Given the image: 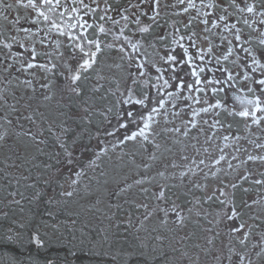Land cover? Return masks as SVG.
<instances>
[{"label":"snow or ice","instance_id":"1","mask_svg":"<svg viewBox=\"0 0 264 264\" xmlns=\"http://www.w3.org/2000/svg\"><path fill=\"white\" fill-rule=\"evenodd\" d=\"M92 3L96 5L93 8L90 4L84 2V0H71V4L67 3V0H14V3H9L8 0H0V8L5 11L12 10L13 8H24L31 9L36 13V18L31 22L34 25H39L44 23L47 26V31L49 33L55 31L60 36H67L72 42L71 46L74 49H78L80 55L74 57L76 60L77 67L70 68V80L72 85H76L81 79L83 72H87L92 69L97 62V56L102 52L101 41L97 38H89L87 33L88 29H95L100 33L107 35L110 30H106L103 24L96 25L95 20L93 23H89L87 20L83 19L80 12L83 11L84 15L92 13L93 16L96 13V9L99 8L98 0H92ZM141 5H147L151 16L149 19L156 23L161 15L162 10L169 8H176L177 5H184L182 8L183 13H189L191 9H195L196 16H190L187 24L183 27L185 30L189 29L192 25V21L197 19V17H202L201 23L205 26L203 29L204 35L203 40L207 41V47H200L197 45L198 37L196 32H191L187 36V40L190 42L189 46L186 47L183 41L185 40L184 35H180L179 39L173 36L172 43L178 44L181 49H183L184 59L177 60V57L172 54L169 50L166 56H160V60L163 61L165 65L168 66L167 69H162L154 61H150L147 58L143 59L141 62L136 63L133 57L129 59L136 63L137 72L136 74L129 73V79L131 80V85H137L140 77H146L144 80L145 86L150 84L149 67L154 68L158 75L155 77L156 83H152L151 87L147 90H141L137 93L136 89L129 86L125 89L123 93L120 94L121 98H118L116 105H129V108H118L116 112L117 125L116 127L109 131L105 130L106 136H116L117 132H120V137L117 138L119 145H126L129 142L139 143L141 147L145 145H150L153 149L150 151L149 158L153 161L157 160V151H160L162 144L157 141V138L168 137L171 138L177 134L185 138L190 136L193 130L197 134L203 133L205 135L204 144L208 147L203 148V154L197 144H199L198 135L191 137L195 140L197 144H193L192 147L196 151L198 162L196 158H191L188 155H181V160L185 161L184 165H178L175 162L171 163L172 168H182L179 172V179L181 182L185 178H188L192 183V186L206 190L207 184H201L198 181H193L191 178L197 176L198 172L203 173L204 179L207 180L209 177L218 181V184L212 189L211 193H207L204 197L205 202H215L223 206L222 209V219L226 222H236L229 225V234L238 241L239 245L246 247L251 235L253 225H247L246 222L241 219L242 212L238 211V206L234 202L235 190L242 187V183L250 181L255 185H264V172L260 173L262 178L251 179L253 172L248 167L249 163L255 164L259 162L264 164V155L252 154L249 152L242 144L240 140L242 137L237 135L232 131L233 122L229 121L228 118L231 117L233 120L239 118L244 122V127L250 129L252 125L262 128L264 130V0H227V3H220L217 0H208L207 3L204 0H200V6L196 4V0H176V3L169 4L167 0H138L137 3H129L126 7L122 9H112V6L108 3V0H104V15H100L99 19L101 21H111L112 24L119 25L120 21L114 19L112 16H108L107 13L110 10L116 11L120 15L121 20L125 23L119 28V34H113V39L116 41L123 39V41L132 48L134 52H138L140 45L139 42L133 43L131 38L126 36L125 29L128 27L129 23H135L136 25L141 24L140 16L146 13L141 9ZM63 8L64 11L57 12V9ZM229 8L234 9L233 12L229 11ZM132 9H136L140 15L132 13L135 15V20H131L129 15L125 13H130ZM203 9H211L212 11H204ZM219 11H216V10ZM180 14V13H176ZM67 15L70 20L75 22L68 23L63 22L64 17ZM5 21L9 24L15 26L19 23V16H16L13 20H9L7 15L0 13ZM235 22H231V21ZM210 25V27H209ZM242 25V26H241ZM174 33H180V27L173 24ZM245 28L249 30L248 34H245ZM70 29H80L78 33L70 31ZM140 33L149 32L148 26H143L138 28ZM25 33L26 39H33L37 32H32L31 29H22ZM252 33H256L255 36ZM213 37L218 38V43L213 40ZM13 42H18L16 37L11 38ZM161 41L167 39L166 36L162 35L159 37ZM255 41V43H253ZM41 44L44 43L43 39L39 41ZM3 47L11 50V43H4ZM19 47L25 49L24 53L15 52L10 53L14 60V63H19L21 69L24 71L30 69H39L45 72L51 71L55 68V65L49 67L46 63H39L37 57L40 53L35 47V42L29 47H25V44L18 42ZM60 46V42L57 41V47ZM107 47L112 48L114 45L109 44ZM153 47H155L153 45ZM189 47L194 48L195 52L190 53ZM121 53L125 52V47L121 45L118 48ZM29 57L25 59V55ZM45 55H47L45 53ZM62 55V54H61ZM7 59L8 56L6 55ZM199 61V63H197ZM231 65L229 67L228 65ZM181 65H188L191 69L190 73H186L193 77V80L189 83H185L183 77H178L176 73L180 70ZM13 65H7L2 70L8 72ZM119 67V65H117ZM212 73L210 77L205 76L202 80L201 74L205 73V70ZM170 70L173 75L171 80L175 82V88L169 91L173 87L170 84L169 79L164 78V72ZM219 73V76L216 73ZM10 74V73H9ZM26 83L31 86V81H26ZM240 85L248 93H251L253 98H248L247 96L236 95L240 88ZM47 87V85H45ZM155 89V94L151 93V89ZM71 91L80 94L78 87L71 88ZM189 93L184 95V93ZM193 93H202L203 98L199 95H194ZM209 93L211 97H214V102H210ZM115 95V93H113ZM239 101L242 106L237 109L235 106H229V98ZM45 99H50V97L45 96ZM0 101L5 104L7 101L4 99L3 95H0ZM189 101L191 103H189ZM114 105V107L116 106ZM194 105H199V107H194ZM12 111H16L14 106H9ZM109 112L112 108L108 109ZM221 113H224V119H220ZM187 116L189 118L183 119L182 117ZM213 117L211 123L208 119L204 117ZM181 119V126L177 127L173 125L172 127H167L166 124L171 123L170 119ZM161 118L165 121V124L160 123ZM4 125H11L12 121L8 119L5 115L3 118ZM31 123L35 124L36 121L31 115L24 117ZM4 125H0L3 127ZM123 130V131H121ZM224 130L227 134L218 136V132ZM48 131H52V126L49 125ZM19 136L20 133H17ZM23 135L30 136L34 143H43V141L38 140L36 134L30 131L24 132ZM43 135V132H40ZM7 133H0V141H5ZM59 139V137H57ZM216 139H222L223 146L220 144H213ZM175 142L179 143V140ZM248 143L254 145L256 149H264V143H258L255 140L248 141ZM60 147L64 149L67 159V164L72 165L73 160L71 158L72 154L68 151L67 147L61 143ZM116 147V145H113ZM165 151L171 152V148L166 145L163 146ZM215 148L217 154H213L209 149ZM231 148V152H226L225 149ZM147 150V149H146ZM108 154V147L105 146L103 140H99L97 143V150L94 152L95 159L89 160V167L95 165L96 160L101 159V157ZM241 157H246L242 159ZM206 160L208 163H206ZM232 161H238L237 164H233ZM231 170V172L227 171ZM194 166V167H193ZM203 166V167H201ZM144 169L147 170L151 167L150 164H144ZM168 165H165L167 168ZM207 168L208 171L205 172L204 169ZM240 168L244 169V173L239 174L238 170ZM232 172L237 173V179L229 180L225 183V180L221 177L223 173L224 177H228ZM83 172H77L76 176L80 177ZM157 175L163 177L165 173L163 171H158ZM149 178L147 176H141L139 179L134 181L135 185H143ZM73 184L77 181L73 180ZM131 188L132 185H128ZM175 187V185H173ZM231 188L233 190V199H229V193L225 189ZM191 189H189L190 191ZM245 193L249 191L248 188L242 189ZM124 191V189H122ZM141 192L147 193V188H140ZM169 186L166 184L159 185V191L153 193L155 200L160 201L164 204L168 203L170 197L166 194L169 192ZM15 195V193H12ZM62 195L71 197L73 195L72 191H64ZM179 197H177L178 199ZM200 201L198 200L197 203ZM16 204H20L19 200L14 201ZM243 207L251 209L253 205L264 204V197L259 200H252L251 204L247 201H243ZM144 208L146 210L144 214V220H148L154 213L156 209L163 213V218L161 219V224L168 223L169 210L176 215L177 221L183 223L184 216L179 210L180 206L172 202L170 209L166 207H160L159 204L156 205V209L148 210V204H137V208ZM191 211V210H189ZM252 219H260L259 216L250 217ZM143 223V222H141ZM57 229L56 225L52 226ZM10 239V238H9ZM159 239V237H157ZM36 244L38 248L45 246V241L42 240L39 234L34 235L30 242ZM208 244H212L213 241L209 239ZM95 247V245H94ZM141 248L147 247L145 244L140 245ZM255 243L252 244V248H256ZM75 245L69 249L71 255L75 256L77 252L74 250ZM250 250L244 253L237 252L234 246L228 247V255L226 259L229 264H254V261L250 258ZM90 254L93 256H107L108 253L90 250ZM140 255H146L144 252H140ZM136 255V252L130 251L126 254L125 264H129V261ZM237 256L238 260L233 261V256ZM257 258L264 257V233H261L260 249L255 253ZM217 264H220L221 257L217 256ZM115 260V257H112ZM12 264H16L13 260ZM46 264H54L53 261L48 260ZM100 264H106L105 261H101ZM145 264H150V261L146 257Z\"/></svg>","mask_w":264,"mask_h":264},{"label":"flooded vegetation","instance_id":"2","mask_svg":"<svg viewBox=\"0 0 264 264\" xmlns=\"http://www.w3.org/2000/svg\"><path fill=\"white\" fill-rule=\"evenodd\" d=\"M9 3H14V0H8ZM63 2V0H62ZM85 3L90 4L93 8L96 7L95 4L92 3V0H84ZM132 3H137L138 0H131ZM164 0H162V3ZM167 2L171 5L176 3V0H167ZM205 3L208 0H204ZM220 3H227V0H217ZM251 2V0H249ZM68 4H71V0H67ZM99 8L96 9V13L93 16L92 13H88V15H84L83 11L80 12V15L83 16L84 20H87L89 23H93L95 20V24H103L106 30H110L107 35L100 34L95 26L92 29H88L85 35H88L89 38H99L101 41L102 52L97 56V62L93 66L92 69H89L87 72H83L81 75L80 81L77 82L76 85H72L70 80V68H76V60L74 57L80 55L78 49H74L71 44L72 42L68 39L67 36H60L55 31L49 33L47 31V26L44 23L39 25H34L31 21L36 18V13L31 9L24 8H13L12 10L5 11L3 8H0V13H4L9 17V20H13L16 16H19V23L13 26L9 24L8 21H5L2 16H0V42L11 43V50L3 47V44L0 43V95L4 96V99L7 101L5 104L3 101H0V125H4V120L2 119L5 115L8 116V119L12 121V124L9 126L15 132L14 137L23 136L33 147V152L26 153L22 146L16 145L12 138L8 135L6 136L5 141L3 142L4 150L0 153V168L4 170V175H9L11 178L16 177H26L25 166H26V158L34 157L36 158L37 164L39 166L42 165V153L43 149L50 148V150L57 155H64L65 151L60 147V144L63 143L69 152H71L72 156H76L78 158L87 159L89 157V150H92L93 153L97 150V143L99 140H103L106 145V141L110 143H114L116 145L114 151L117 153V149H119L118 153L122 151V146L118 144L117 138L120 137V132L116 133V136H106L105 130H113L117 125V117L116 112L118 108H129V105H116V101L120 97V94L125 91V89L129 86L136 89L137 93L141 90H147L151 87L152 83H156L155 77L158 75L154 68L149 67V75H150V84L145 86L144 80L146 77H140L137 85H131V80L129 79V73L136 74L137 68L136 63L141 62L143 59L147 58L150 61H154L158 66L162 69H167L168 66L160 60V56H166L169 50L172 51V54L177 57V60L184 59L183 49L179 47L178 44H173V36L175 35L176 39H179L180 35L185 36V40L183 43L186 47L189 46L190 42L187 40V36L191 34V32H196L198 37H194L197 39V45L200 47H207V41L203 40L202 37L207 35V33L203 32L204 25L200 22L202 17H197V19L192 21V25L189 29L185 30L183 25L187 24L190 16H196L195 9H191L189 13H183L181 10L184 5H177L176 8H169L161 11V15L158 18L156 23H153L149 17L151 16V12L147 5H141V9L146 13L145 15L140 16L141 24L138 26L135 23H129L128 27L125 29V35L130 37L132 42H139L140 48L138 52H134L131 47H129L121 38V40L116 41L113 39V34H119V28L125 23L121 20L120 15L117 14L116 11L110 10L107 15L112 16L114 19L119 20V25H113L111 21H101L99 19L100 15H104V0H98ZM108 3L112 6V9H122L126 7L129 3V0H108ZM196 4L200 6V0H196ZM204 11H212L211 9H203ZM64 11L63 8L57 9V12ZM216 11H219L218 9ZM230 12H233L234 9L229 8ZM132 13H136V15H140V13L136 9H132L130 13H125L130 16L131 20H135V15ZM180 13V14H176ZM72 23L75 22L70 20V18L65 15L64 21ZM231 22H235L234 20ZM173 24L180 27V33H174ZM148 26L149 32L140 33L138 28ZM242 26V25H241ZM210 27V25H209ZM22 29H31L32 32H37V35L33 39H26L25 33ZM70 31L74 33H78L80 29H70ZM249 30L245 28V34L247 35ZM166 36L167 39L161 41L159 39L160 36ZM253 36L256 33H252ZM12 37H16L18 42H22L25 44V47H29L33 45L35 42V47L40 55L37 57V61L39 63H46L51 67V65H55L51 71L45 72L39 69H30L24 71L21 69L19 63H14L13 58L10 53L21 52L24 53L25 49L19 47L18 42H13ZM43 39L44 43L41 44L39 41ZM215 42H219L217 37H213ZM57 41L60 42V46L57 47ZM255 43V41H253ZM112 44L114 47L109 48L107 45ZM123 45L125 47V52L121 53L118 51V48ZM153 45L155 47H153ZM189 52L194 53L195 49L189 47ZM45 53L47 55H45ZM62 54V55H61ZM8 56L6 59L5 56ZM129 57H133L136 63H133ZM29 57L27 54L25 55V59ZM199 63V61H197ZM7 65H13L12 68L9 69L8 72H4L2 69ZM119 65V67H117ZM231 67V65H228ZM191 69L188 65H181L180 70L176 73L178 77H183L185 83H189L193 80V77L186 75V73H190ZM10 73V74H9ZM173 73L168 70L164 72V78L169 79L170 84L173 85L169 91L174 90L175 82L171 80V76ZM212 73H209L207 69L204 74H201L202 80L205 76L210 77ZM219 76V73H216ZM26 81H31V86H29ZM25 88H22V86ZM47 85V87H45ZM78 87L80 90V94L71 91V88ZM240 91L236 93L239 96H247L248 98H253L251 93H248L246 90L242 88V86L238 85ZM34 89V90H33ZM24 91L29 92V95H26ZM115 93V95H113ZM151 93L155 94V89H151ZM189 93L185 92L184 95H188ZM194 95H199L203 98L202 93H193ZM45 96L50 97V99H45ZM210 102H214L215 98L211 97L209 93ZM189 103H191L189 101ZM229 106H235L237 109H240L242 106L239 101L234 100L233 98H229L228 100ZM14 106L16 111H12L9 106ZM114 105H116L114 107ZM194 107H199V105H194ZM112 108V111L109 112L108 109ZM31 115L33 119L36 121L35 124L31 123L24 117ZM183 119H187L189 117L184 116ZM205 119H208L211 123L213 117L206 116ZM220 119H224V113H221ZM160 123L162 125L165 124V121L161 118ZM171 123L166 124L167 127H172L173 125L180 127L181 119H172ZM229 121L233 122L232 131L237 135L242 137L240 140V144H242L249 152L252 154L264 155V149H256L254 145L248 143V141L255 140L258 143H264V130L262 128H258L255 125H252L250 129H246L244 127V122L239 118L233 120V118L229 117ZM49 125L52 126V131L49 132ZM6 126V125H4ZM264 127V126H262ZM30 131L37 135L38 140L43 141V143H34L31 140L30 136L23 135L24 132ZM43 132V135H40V132ZM123 131V130H121ZM3 127H0V133H4ZM16 133H20L18 136ZM223 134H227L224 130H220L218 132V136ZM194 135H198L199 144L195 140H192L191 137ZM59 137V139H57ZM179 140L180 142H175ZM112 141V142H111ZM157 141L162 145H166L168 148H171V152H165L166 165L168 168L166 169L164 178L162 179V184H166L169 186L170 191L167 192V196L170 197L167 204L162 203V207L169 208L173 201L180 206L179 210H181V214L184 216L183 223L177 221L176 215L169 210L168 215V223L170 224H182L185 227L186 236L190 239L194 240V244L198 245V250H209V254H212V263L217 264L216 257H221L220 264H229L226 259L228 255V247L231 246L230 240L233 237L229 234V225L236 222H226L222 219V209L223 206L215 203V202H205L204 197L207 193H211L212 189L218 184V181L209 177L207 180L204 179L203 173L197 174V176L192 177L193 181H198L201 184H207L206 190L197 189L192 186V183L188 178H185L183 182L179 179V172L183 170L182 168H172L171 163L175 162L178 165H184L186 162L181 160V155H188L191 158H196L197 162L199 158L196 155L195 149H193L192 145L197 144V147L200 148L201 153L203 154V148L208 147V145L204 144L205 135L203 133L197 134L195 130L190 133V136L185 138L180 135L173 136L171 138H157ZM82 142V147L77 148L76 152H74L73 145H80ZM131 143V142H129ZM222 139H216L213 144H220L223 146ZM128 144V143H127ZM126 144V145H127ZM141 147L139 143H135ZM142 150L152 151L150 145H145V147H141ZM147 149V150H146ZM214 155L217 154L216 149H209ZM226 152H231V148L225 149ZM55 157V155H53ZM242 159H246V157H241ZM233 164H237L238 161H232ZM206 163L208 161L206 160ZM53 164V165H52ZM56 162L47 164L50 166V175L51 178L44 179L43 182L46 184H40V186L35 185V196L41 199L45 198L46 202H50L52 205H55L57 202L56 190L57 186L54 182L55 176L57 175V167ZM194 167V166H193ZM203 167V166H201ZM226 169V165L224 166ZM248 167L253 172V176L251 179H259L262 178L260 173L264 172V164H260L259 162L252 164L249 163ZM40 168V167H39ZM227 170V169H226ZM205 172L208 171L207 168L204 169ZM231 172V170H227ZM61 172L64 174L67 172V169H63L61 167ZM239 174L244 173V169L240 168L238 170ZM221 177L227 183L229 180L237 179V173L232 172V174L228 177H224L223 173L220 174ZM7 177H5V181H7ZM13 181V180H11ZM175 185V187H173ZM20 188H24V183L19 186ZM155 185L147 188L148 191L150 189H154ZM16 187H11L8 189V193L5 195L3 202L6 208H17L20 212L23 209L31 207V201H27V197L22 195L19 191L18 193L14 190ZM43 188V191H42ZM248 188L249 191L245 193L242 189ZM189 189H191L189 191ZM227 193H229V199H233L231 188L225 189ZM42 192L44 194H42ZM15 193V195H12ZM151 195L152 190L147 193H143L142 198H146V196ZM33 197V196H32ZM177 197H179L177 199ZM264 197V185H255L250 181H246L242 183V187L235 190L234 202L238 206V211L242 212L241 219L246 222L245 231H247V225H253V229L251 235L249 237V241L246 247H242L239 245L238 241H235L236 246L233 245L237 252L244 253L245 251L250 250V258L254 261V264H264V257L257 258L255 253L260 249V240L261 233H264V204L261 205H253L251 208V212L248 208L243 207V201H247L251 204L252 200H259ZM142 198L140 200H135L133 202V209L138 210L139 214L144 217L146 210L144 208H137V204H146ZM19 200L20 204L14 203V201ZM200 201L197 203V201ZM40 201H37V206ZM260 208L262 209V215L259 216L260 219H252L250 217H256L250 215L253 213V209ZM148 210H153L152 207L149 206ZM191 210V211H189ZM8 212V211H7ZM24 213V212H23ZM158 215L160 218H163V213L158 210ZM30 219L29 216L21 214V215H9V216H1L0 220L5 223H24ZM149 220H153L152 216ZM209 223L211 228L214 231L202 232L204 228V224ZM195 224L196 226L192 225ZM199 231H196V230ZM219 229L220 232L218 236L223 240L225 239V248L223 251V247L218 248V250L213 251L212 247L208 242H205L206 247L202 248L201 239L209 240L216 236L217 232L215 230ZM217 236V237H218ZM255 243L257 245L256 248H252V244ZM190 246L187 248L190 249L192 244L189 243ZM197 251L196 255H199L200 252ZM238 260L237 256H233V261Z\"/></svg>","mask_w":264,"mask_h":264},{"label":"trees","instance_id":"3","mask_svg":"<svg viewBox=\"0 0 264 264\" xmlns=\"http://www.w3.org/2000/svg\"><path fill=\"white\" fill-rule=\"evenodd\" d=\"M81 144L82 142L80 145H73L74 152L82 147ZM111 151V155H114L115 152ZM42 159V165L39 166L36 158H26L25 178L21 176L11 178L9 175H4V170L0 168V218L21 214L30 217L24 223H5L0 220V264H12L13 260L16 264H46L48 260L53 261L54 264H100L101 261H105L106 264H125L126 254L130 251L136 252V255L129 261V264H145L146 257L150 264L212 263V254H209V250L199 251L194 240L186 236L185 227L182 224L164 225L159 219L144 220L138 210L129 208L133 206L132 204H125L120 209H117L115 204H108L105 209L90 211L86 208L75 212L69 210L74 198L99 183L107 173L108 164L113 161L109 154L96 160L95 165L91 167H89V160L95 159L92 150H89L87 159L73 156L72 165L67 164L68 157L65 154H54L50 148L43 149ZM55 162L57 163V175L54 182L57 186V202L52 205L46 202L45 198L41 201L38 198L40 203L37 206L38 200L34 197V186L46 184L43 180L51 178L50 166L47 164ZM61 167L67 169V172L62 174ZM81 171L83 175L77 177L76 173ZM73 180L77 183L73 184ZM23 183L25 187L20 188L19 186ZM11 187H16L14 190L27 197L28 202L33 199L29 209L25 208L20 212L17 208H6L3 199ZM154 190L158 191L156 188ZM64 191H72L73 195L64 196L62 195ZM150 191L151 189L148 192ZM142 195L139 193L135 199L140 200ZM142 200L152 209H156L157 204L162 206V202L155 200L150 194ZM155 211L153 215L156 214ZM53 225H56L57 229L54 230ZM204 225L202 232L209 231L210 224ZM193 226L196 225L193 224L192 228ZM211 231H214L213 228ZM215 231L217 234L212 238L213 243L210 246L213 251L223 247V251L226 249V240L218 236L220 231ZM36 234H39L40 238L45 241L44 247L38 248L34 241L30 242ZM207 241L201 239L202 248L206 247L205 242ZM230 242L231 246L237 245L234 238ZM142 243L147 247L141 248ZM189 243L192 244L190 249L187 248L190 246ZM73 245L77 252L75 256L69 252ZM90 250L106 252L108 255L93 256ZM197 251L200 252L199 255H196ZM140 252L146 255H140ZM112 257H115L114 261Z\"/></svg>","mask_w":264,"mask_h":264},{"label":"rangeland","instance_id":"4","mask_svg":"<svg viewBox=\"0 0 264 264\" xmlns=\"http://www.w3.org/2000/svg\"><path fill=\"white\" fill-rule=\"evenodd\" d=\"M22 88H25V86H22ZM24 92L26 93V95H29V92ZM3 130L10 138H12L13 142L16 145L22 146L26 153L33 152L34 149L32 145L23 136L14 137L13 134L15 132L8 125L3 126ZM163 146L164 145H162L160 151L156 152L158 159L155 161L149 158V150L144 151L139 145L132 142L126 145V148L131 153L129 155H111V150L115 148L113 147V145L107 146L110 159H113V161L108 164V169L106 171L107 173L102 177L99 183L86 189L78 197L74 198L69 207V210L75 212L86 208H89L90 211L102 208L105 209L108 204L114 205V202L117 201L121 203L117 206L118 209L122 208L125 204H132L122 202V199H131V197L133 196L131 194L132 191L138 194L141 193L139 192L140 188L144 186L150 187L156 178L159 179L160 183H162V179L164 177L157 175V172H166V169L168 168H165L167 158L165 152L167 151L164 150ZM3 150V142H0V153H2ZM144 164H150L151 167L145 170L143 167ZM141 176H147L149 179L146 180L143 185H135L134 181L136 179H139ZM128 185H132V187L128 188ZM122 189H124V191H122ZM249 210L251 212V209ZM253 213L262 214L260 213L259 208L253 209ZM152 219L161 220L158 214H154L152 216Z\"/></svg>","mask_w":264,"mask_h":264}]
</instances>
